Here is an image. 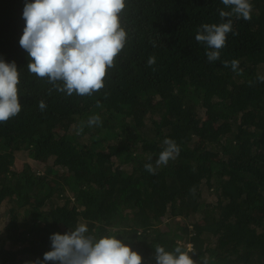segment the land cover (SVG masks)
Here are the masks:
<instances>
[{
    "label": "trees",
    "instance_id": "16d2710c",
    "mask_svg": "<svg viewBox=\"0 0 264 264\" xmlns=\"http://www.w3.org/2000/svg\"><path fill=\"white\" fill-rule=\"evenodd\" d=\"M27 2L0 0V59L17 66L21 104L0 122V264L43 260L51 234L79 224L142 264H156L158 245L189 244L197 264H264V0H251L249 21L222 20V0H125V47L91 96L29 72ZM228 19L237 34L209 62L197 30ZM166 138L180 152L157 166Z\"/></svg>",
    "mask_w": 264,
    "mask_h": 264
},
{
    "label": "clouds",
    "instance_id": "9594fccd",
    "mask_svg": "<svg viewBox=\"0 0 264 264\" xmlns=\"http://www.w3.org/2000/svg\"><path fill=\"white\" fill-rule=\"evenodd\" d=\"M223 5L232 6L231 12L219 11L223 20L233 14L239 19L252 18L251 0H222ZM125 0H32L23 10L26 26L19 40L27 51L30 73L40 78L47 77L53 87L71 96H91L104 87L107 70L114 67L115 58L124 49L128 33L121 25L120 14L125 9ZM233 33V22L203 24L197 30L195 39L206 44L209 62L220 59V50L225 47L227 35ZM155 57H149V66L155 64ZM234 72L242 74L239 61L232 60ZM229 67V62H224ZM264 82V76L257 78ZM62 82V86L57 85ZM19 72L15 62L0 59V122H6L21 111L18 85ZM252 83L251 81L249 82ZM44 110L46 104L39 102ZM100 104L97 102V107ZM99 115L90 116L87 125L99 126ZM83 125L77 129L79 135ZM166 147L159 154L157 166L167 165L179 155L180 148L172 139L163 141ZM146 171L155 174L151 163ZM194 191V190H193ZM51 250L44 253L43 260L28 261L26 264H142V256L116 236L97 239L89 234L86 224H79L74 230L50 236ZM156 264H197L192 257L196 251L191 244L186 250L180 246L173 252L157 246ZM203 264H208L207 259Z\"/></svg>",
    "mask_w": 264,
    "mask_h": 264
},
{
    "label": "rangeland",
    "instance_id": "374dc122",
    "mask_svg": "<svg viewBox=\"0 0 264 264\" xmlns=\"http://www.w3.org/2000/svg\"><path fill=\"white\" fill-rule=\"evenodd\" d=\"M5 205L0 209V222L3 223L6 220Z\"/></svg>",
    "mask_w": 264,
    "mask_h": 264
}]
</instances>
